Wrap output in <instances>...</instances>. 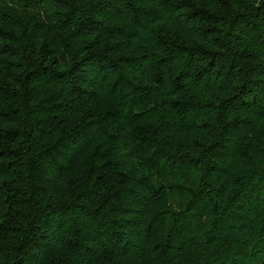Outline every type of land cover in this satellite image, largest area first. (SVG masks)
<instances>
[{
	"label": "trees",
	"instance_id": "1",
	"mask_svg": "<svg viewBox=\"0 0 264 264\" xmlns=\"http://www.w3.org/2000/svg\"><path fill=\"white\" fill-rule=\"evenodd\" d=\"M149 20L168 27L133 47ZM198 21L204 34L191 39ZM80 44L109 68H87V89L58 71ZM213 78L226 91L239 80L257 102L243 119L264 121V0L242 11L220 0H0V264H264V132L216 126L215 153L194 148L199 130L185 135L188 91ZM101 141L113 145L93 154ZM121 141L158 149L150 176L121 162ZM132 229L138 250L125 257Z\"/></svg>",
	"mask_w": 264,
	"mask_h": 264
},
{
	"label": "clouds",
	"instance_id": "2",
	"mask_svg": "<svg viewBox=\"0 0 264 264\" xmlns=\"http://www.w3.org/2000/svg\"><path fill=\"white\" fill-rule=\"evenodd\" d=\"M223 4L226 11H242L244 8L248 7L252 0H220ZM145 6L151 7L152 0H143ZM258 6V4H257ZM151 16V12L148 13ZM176 16H179L181 19H184L186 15V6L182 7L181 10L175 13ZM211 19V18H209ZM203 22H190L188 28L192 30L191 39H195L196 33L202 36L204 34L202 30ZM168 25L160 22H153L149 20L145 25L144 29L141 32L136 34L135 43L133 47L139 46L144 42V39H147L148 36L155 39V34L161 29H167ZM211 32H215L216 29H210ZM222 31V29H221ZM144 39H141V38ZM96 39V34H92V40ZM133 36L129 35L127 37L126 43L133 42ZM92 40L85 42L89 46L92 44ZM214 41L210 38L204 42L199 40L196 41L195 47H211V44ZM69 47H75V45H70ZM85 45L80 44L79 47H75V51L72 52L71 56L68 58L67 63L63 64L58 71L60 73L67 74L66 79H69L70 84H74L77 88L87 89L89 84L87 83V77L85 74V70L91 67L93 70L97 71V75H102L103 72L109 70L107 65H103L102 67H97L96 64L93 63L95 57H86L82 58L83 49ZM110 54L117 55V49L112 47L110 49ZM53 59L51 63L55 65L59 61V57L55 56L53 53ZM210 63L209 59L205 57L202 61V67L207 68ZM199 70V69H198ZM47 73H45L46 75ZM209 81V83H204L201 80L200 88H191L187 94V100L185 103L186 110L191 113L188 116L187 129L185 135L191 132L193 129L199 130L203 133L202 136L193 137L192 139L196 141L194 143L195 149L203 150L205 145H209L208 151L209 153H215L217 148H223L224 142L216 143L212 141V133H216L219 129L216 126H219L223 131V135L227 136H235L239 135L242 132L248 131L251 127L252 131L249 135H254L255 131L264 132V121H259L254 126H249L247 121L243 119V112L246 110H250L256 106L255 101H250L249 91L247 87L242 88L239 80H233L231 83V91H226L224 88H219L213 81ZM96 81H93L94 85ZM27 85H25V88ZM82 98L85 101L95 102L97 97L95 94L89 95L88 92H82ZM255 95V93H253ZM177 97L175 95L171 96L168 100V103L173 107L176 106ZM194 110V111H193ZM215 125V126H214ZM183 131V129H181ZM134 139V137H133ZM173 137L169 136V141H171ZM211 141V145L209 142ZM138 141L134 143H124L121 141L119 144V148L122 151V163H127L128 161L132 162V170L141 173V179L146 176H150L151 173L149 171L150 161H154L156 158V154H158V149L152 146V152L145 156L140 150L137 148ZM185 139L184 136H181L180 141L177 144V151H181L184 147ZM214 145V146H213ZM124 157L127 159L125 160ZM171 159V158H169ZM68 213L71 215L77 209H74L71 204L68 205L67 209ZM127 243L122 249V255L125 257L131 256L138 249L136 248L137 241V233L135 229L130 230L127 233ZM51 239V236L48 237ZM150 251V250H149Z\"/></svg>",
	"mask_w": 264,
	"mask_h": 264
},
{
	"label": "rangeland",
	"instance_id": "3",
	"mask_svg": "<svg viewBox=\"0 0 264 264\" xmlns=\"http://www.w3.org/2000/svg\"><path fill=\"white\" fill-rule=\"evenodd\" d=\"M174 3L176 2H186L188 0H172ZM111 145H113V142L112 141H101L99 142L95 149H93L92 153L95 154V153H99V151H103V150H106L108 147H110ZM55 264H65L64 260L61 258V257H58L55 261Z\"/></svg>",
	"mask_w": 264,
	"mask_h": 264
}]
</instances>
